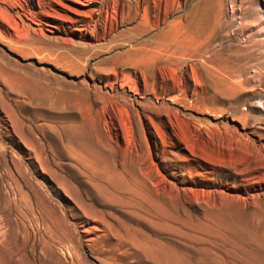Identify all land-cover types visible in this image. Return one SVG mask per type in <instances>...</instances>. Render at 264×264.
<instances>
[{
  "label": "rangeland",
  "instance_id": "374dc122",
  "mask_svg": "<svg viewBox=\"0 0 264 264\" xmlns=\"http://www.w3.org/2000/svg\"><path fill=\"white\" fill-rule=\"evenodd\" d=\"M0 264H264V0H0Z\"/></svg>",
  "mask_w": 264,
  "mask_h": 264
},
{
  "label": "bare ground",
  "instance_id": "6f19581e",
  "mask_svg": "<svg viewBox=\"0 0 264 264\" xmlns=\"http://www.w3.org/2000/svg\"><path fill=\"white\" fill-rule=\"evenodd\" d=\"M185 32H184V34H186V33H188L190 36H188L189 38L188 39H190V40H188L187 38V40L188 41H196L197 40V38L193 35V34H191L186 28H185V30H184ZM185 42H186V40H185ZM187 44L189 43V42H186ZM37 154V153H36ZM38 159V158H37ZM34 160V159H33ZM42 161V160H41ZM43 165V164H42ZM49 172V170L46 172V173H48ZM77 197V196H76ZM80 203V202H79ZM121 235H119V237H120Z\"/></svg>",
  "mask_w": 264,
  "mask_h": 264
}]
</instances>
